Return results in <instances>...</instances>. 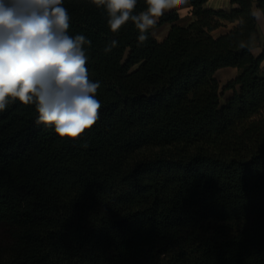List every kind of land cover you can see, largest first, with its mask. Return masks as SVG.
I'll return each mask as SVG.
<instances>
[{
    "label": "trees",
    "instance_id": "1",
    "mask_svg": "<svg viewBox=\"0 0 264 264\" xmlns=\"http://www.w3.org/2000/svg\"><path fill=\"white\" fill-rule=\"evenodd\" d=\"M206 1L140 43L132 21L113 33L104 7L63 0L99 119L69 139L35 105L0 112V264H264V0Z\"/></svg>",
    "mask_w": 264,
    "mask_h": 264
},
{
    "label": "clouds",
    "instance_id": "2",
    "mask_svg": "<svg viewBox=\"0 0 264 264\" xmlns=\"http://www.w3.org/2000/svg\"><path fill=\"white\" fill-rule=\"evenodd\" d=\"M184 2L146 0L147 9L133 14L137 0H91L106 9L111 32L132 21L140 43L167 10ZM70 19L63 0H0V112L16 101L35 105L38 125L53 126L59 137L76 139L99 119L101 102L96 98L100 83L89 79L86 68L85 45L91 41L68 34ZM250 42L241 41L239 47ZM116 46L113 40L104 52Z\"/></svg>",
    "mask_w": 264,
    "mask_h": 264
},
{
    "label": "rangeland",
    "instance_id": "3",
    "mask_svg": "<svg viewBox=\"0 0 264 264\" xmlns=\"http://www.w3.org/2000/svg\"><path fill=\"white\" fill-rule=\"evenodd\" d=\"M174 10L178 11V13L181 17V19H180L181 22L187 21V18H188L187 15L189 14V6L187 3V0H185V2L183 4H181L178 8H174ZM167 11H169V10H167ZM166 27H167V24L157 26L156 28H154L153 34L157 38H160L163 35V33L165 32ZM236 73H237L236 68L227 67V68H222V70H218L215 73V76L218 79L220 86L222 87L228 80L233 78L236 75ZM222 91H223V89H222ZM230 93H231L230 90H225L222 94L221 102H223L224 99L230 95Z\"/></svg>",
    "mask_w": 264,
    "mask_h": 264
},
{
    "label": "crops",
    "instance_id": "4",
    "mask_svg": "<svg viewBox=\"0 0 264 264\" xmlns=\"http://www.w3.org/2000/svg\"><path fill=\"white\" fill-rule=\"evenodd\" d=\"M205 6H207V7H209V8H213V9H227L228 7H229V0H207L206 2H205ZM172 10H174V9H172ZM187 21L186 22H188L189 20H190V14H188L187 15ZM180 19H181V17L179 18V20L177 21V23H181V24H183V23H186V22H181L180 21ZM257 21H258V27H259V30L260 31H262V29H263V21H262V16H261V14L257 17ZM164 24H167V27H166V30H165V32L163 33V35L160 37V38H157L154 34V37L157 39V40H162L164 37H165V35L167 34V31H168V28H169V26H170V24H168V23H164ZM163 25V24H162ZM230 27V24H226V26H220V27H218L217 29H215V30H213L212 31V34L213 35H218V34H220V33H222V32H225L228 28ZM154 30V29H153ZM223 68H227V67H223ZM218 70H222V68H220V69H218ZM217 70V71H218ZM216 71V72H217ZM215 72V73H216Z\"/></svg>",
    "mask_w": 264,
    "mask_h": 264
}]
</instances>
